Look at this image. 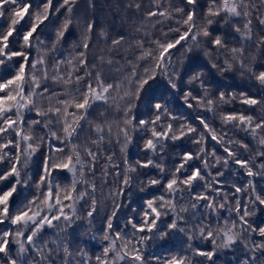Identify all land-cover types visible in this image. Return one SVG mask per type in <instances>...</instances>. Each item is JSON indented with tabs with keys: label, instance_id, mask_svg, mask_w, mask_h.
Listing matches in <instances>:
<instances>
[{
	"label": "snow or ice",
	"instance_id": "snow-or-ice-1",
	"mask_svg": "<svg viewBox=\"0 0 264 264\" xmlns=\"http://www.w3.org/2000/svg\"><path fill=\"white\" fill-rule=\"evenodd\" d=\"M52 3L53 0H43V2L41 0H0V23L6 21L8 24L7 28L0 27V66L5 65L14 57L22 58L19 68L10 78H0V141H6L0 143V165H5L4 168H0V172H2L0 181L6 180L8 177L14 178L11 187L0 194V223L8 221L11 225L16 226L14 235L15 242L19 245V252L26 253L31 249L38 256L37 264H55L57 259L59 264H75L74 254L60 239L58 232L54 233L55 239L51 241L44 240L42 233L45 228L63 231L64 228L79 220L81 217L78 215L77 206L82 201L89 209L87 217L92 218L98 209L97 197H101V203L105 198L103 187L109 167L113 169V182L117 184V190L110 189L107 194V198L113 200L114 204L111 215L106 218L104 240L107 241V246L103 248L101 255L95 257L94 261L87 258V264H145V257L137 245L153 238L163 241L173 232H181L186 235L198 233L201 239L209 240L213 246L211 251L195 249L194 254L205 257L212 264H214L212 258L216 253L220 249L230 248L242 233L258 232L259 236L264 239V226L253 228L249 224L247 205L244 206L243 214H240L241 206L238 197L242 192L253 193L254 184L250 180L244 188L233 185L232 195L235 198L236 207L232 209L227 203L228 193L221 190L219 179L224 175L221 169L227 168L229 161L238 165L241 170H245L250 178L255 175H264V151L258 150L255 156L249 154L247 159L239 158L237 151H233L231 147L235 143L239 149L241 147L239 142H234L230 137H227L226 133H221L218 137L216 130L210 128L209 124L199 116L196 119L204 129L203 132H197L196 128L186 124H180L176 130H173L172 122L177 118L168 111L166 105L161 103H156L153 106L157 113L154 119L136 120V124L133 125L136 118L131 113L135 102L139 100L144 86L150 80L155 79L157 71L160 75L167 77L171 89H177V84L173 82L179 79L177 64L182 66L184 61L181 59L174 62L172 59L173 50L179 45L183 48L184 53H189L193 46L200 47L202 38L210 36L207 28L200 26L194 19V16L197 15L194 11L197 0H184V4L190 9L186 14L183 8L169 10L170 5L166 7L161 0H155V8L162 10L150 11L147 16L158 17L156 23L161 22L159 18L174 20V16L180 14L184 18L175 21L178 27H170L168 32L161 30L160 39H151L150 33L144 32L143 35L148 38V46H145L143 40H136L131 44L130 47L135 48L139 55L132 53V59L125 56V61L119 70V78L107 83L105 82L106 78L102 76L103 65L105 63L108 65L120 64V61L110 58L105 60L101 56L98 61L100 67L97 66V63L89 61V35L87 34L92 32L93 23L91 22L87 23V34L81 39L80 47L83 51L75 57L64 59L57 57L51 67L44 59L46 54L33 56L31 60L29 59L28 50L44 44V41L40 39V32L43 31L41 26L45 24V21H49L50 14L54 15L61 9H66V18L55 34L57 42L64 37L69 25L73 23V6L76 4V0H62V3L54 11ZM136 8L139 9L140 5L137 4ZM262 10H264V0H210L205 15L209 17L207 20L209 25L214 22L215 18L221 16L226 23L236 18L244 19L246 23H244L243 30L240 27L234 28L239 34L241 43H244L252 38V19L254 17L261 25H264V11ZM182 28L183 31H181ZM173 33L177 38L168 39ZM10 38L13 41H22L20 44L22 50L13 51L10 47ZM162 40L163 42H161ZM122 43H127L124 36L114 39L112 48L117 49ZM210 43L216 48L217 53L222 50L225 53H230L231 60L239 62L241 68L244 67L243 61L239 59L243 55V48L228 49L221 36H215L210 40ZM259 43L264 44V38H261ZM53 50H55V44ZM124 51L128 53L129 49L126 48ZM205 56L210 57L211 53L205 51ZM142 63L146 65L143 68H141ZM212 67L216 68L217 66L213 64ZM81 69H83V74H78ZM217 70L231 71L232 63L225 57L223 68ZM249 71L252 72L256 80L264 85V71L258 73L251 69ZM202 75V73L193 75L187 83L191 84L193 81L200 80ZM50 84L54 87H61L63 91H49ZM199 87L204 92V95L199 98L193 96L191 91L184 93L186 106L192 107V103H188L191 98L197 108L213 112L215 101L209 98L208 89L205 88L203 80H200ZM235 98L236 94H230L226 99L223 92H220L217 97L222 104ZM240 98L243 104L249 106L264 103V100L247 97L243 93L240 94ZM45 103L47 107L41 110ZM94 105L113 108L117 112L122 111L125 117L122 121L124 127H120V122H114V124L106 122L103 126L96 125V140L88 141L83 145L73 143L74 140H79L80 121L83 120L85 123L91 124L87 117L89 110ZM26 111L35 112L41 118L27 122V129L23 120ZM165 120L169 122L164 123ZM221 120L224 124L230 123L233 127H242L257 141L260 147L264 148V135L260 134L264 133V115L260 116L259 122L252 116L243 114L222 115ZM37 125L46 130L45 134L33 137L28 130ZM113 126L116 128L115 134L112 131ZM130 127L133 131L137 129L143 132L150 131L152 138L147 139L144 145L148 151L155 152L159 145L163 152L165 141L175 142L188 136L198 146L196 154L184 153L180 157L181 163L167 173L163 166L155 164L151 159L143 164L137 162L136 166L128 165L125 161V168L120 171L118 170L119 165L112 163L114 154H104L102 145L105 143L110 145L115 140L120 146L121 152H124L132 141L129 134ZM157 128L161 130L157 131ZM105 136L108 137L107 141H105ZM121 137H123V142H121ZM209 139L221 146L225 153L224 158L216 154L215 148L209 149L205 146ZM41 145L47 146L50 155L45 158L41 174L35 185L38 190L37 195L29 200L18 213L10 214V198L14 193H17L18 186L25 188L31 180V176L26 170L29 161ZM242 147L247 151L248 145L245 144ZM100 158H103L106 164L102 169V176L99 178L101 183L98 188L96 165ZM256 158L262 161L258 165ZM192 161H199L200 166L190 164ZM186 165L192 170L188 171ZM149 166L159 169L161 179L152 178L142 183H145L146 186L163 183L165 193L171 198L165 199V196L161 195L147 200L142 214L139 215V222L134 218H129L117 231L113 227V219L121 205L116 201L123 196L124 189L131 186L132 173L136 171V167L147 168ZM253 166L257 168L256 172H253ZM213 168L216 169L215 175H212ZM60 171L71 174L70 187H61L59 183L54 182L53 172ZM182 173H186V178H180ZM165 175L170 178L165 180ZM196 183H202L204 190L193 192L192 189ZM77 186H79V190ZM209 190L213 195L207 194ZM185 192L188 193V202L191 205L193 216L196 215L201 202H203L204 215L196 221L186 219L185 214L189 212V208L180 206L179 211L177 210V201L184 199ZM217 197H222L226 203H218ZM249 200L252 203L258 202L264 205V199H261L259 195L249 194ZM226 206L229 211L236 213V220L230 218L221 220L219 210ZM213 213L216 214L214 216L215 227L209 219ZM181 224H191V227H181ZM129 228L132 229L131 233L127 231ZM25 230L28 232L27 235H25ZM144 233L146 235H139V239H135L138 234ZM11 235L13 234L9 232L0 234V253L4 254L7 264H17L19 256L17 259H11L8 255L7 237ZM129 235L133 239H129ZM217 240L220 242L217 243ZM129 245L133 249L131 252L128 251ZM253 250L264 253V243H253ZM85 258L86 253L82 251L80 254L82 264H84ZM25 264H27L26 261ZM148 264H193V262L183 256H171L165 257L163 260L160 257H154L149 260Z\"/></svg>",
	"mask_w": 264,
	"mask_h": 264
},
{
	"label": "trees",
	"instance_id": "trees-1",
	"mask_svg": "<svg viewBox=\"0 0 264 264\" xmlns=\"http://www.w3.org/2000/svg\"><path fill=\"white\" fill-rule=\"evenodd\" d=\"M43 2V0H41ZM165 3V6L170 5V9L183 8L186 14L190 9L184 4V0H161ZM210 0H197L194 11L197 15L194 19L197 23L206 27L210 33L209 37L202 38L200 40V47L193 49L189 53H184L183 48L179 45L173 50L172 59L174 62L178 60H183L184 63L181 66L177 64V70L179 79L173 82L177 84V89H171L167 77L162 76L157 71V75L154 80H150L144 89L140 93V98L135 102V107L131 115L135 116L133 125L136 124V120L144 119L151 120L154 119L157 114L154 109V104L161 103L166 105L168 111L175 116L177 119L173 121V130H176L180 124L190 125L197 129V132H203L201 125L198 123L196 117H200L205 122L209 124L210 128L216 130V134L219 137L221 133H226L227 137H230L234 142H239L241 147L237 149L234 143L231 147L233 151H237L239 158L247 159L248 155L251 154L255 156L257 151H264V148L260 147L255 139H253L247 131L242 127H233L232 124H224L221 120L222 115L230 114H243L246 116H252L257 122L261 115H264V103L249 106L241 102L240 94L243 93L247 97H251L257 100H264V85H262L255 77L252 72L256 73L264 71V44L259 43L261 38H264V25H261L258 20L254 17L252 19V38L249 41L241 43L239 34L234 30L235 27H240L243 30L244 23L246 21L242 18L232 19L229 22H225L223 16L215 18L214 22L209 25L207 20L209 17L205 15L208 9V4ZM62 0H53L52 9L53 11L59 7ZM139 4L140 8L137 9L136 5ZM162 9L155 8V0H76V4L73 6L72 19L73 23L69 25L68 30L65 32L64 37L60 41H56V31L61 27L62 22L66 18V9H61L57 14H50L49 21H45V24L41 27L43 31L40 32V39L44 41L43 45L38 46V48H32L28 50L29 59L31 60L33 56L44 55V59L48 62L49 67L54 63L55 59L59 57L73 58L79 52L83 51L80 47L81 39L86 33L87 23H93L92 32L89 35L88 40V58L91 63L98 64L99 58L103 56L105 60L112 59L114 61H120V64L113 63L108 65L105 63L103 65L102 76L106 78L107 82H113L119 78L120 67L125 61V56L128 59H132V53L139 55V52L135 48L130 47L136 40H143L145 46H148V38H146L143 33H150L151 39H160L161 30L163 32H168L169 28H176L178 25L175 23L176 20H181L182 14L175 15L174 20H163L160 23H156L158 17H148L147 14L150 11H160ZM264 11V10H262ZM154 25V26H153ZM7 22L0 23V27L7 28ZM184 29L182 28L181 31ZM124 36L127 43H122L117 49L112 48V41ZM215 36H221L227 45L228 49L231 48H243V55L239 57L244 63V67L241 68L239 62L231 60V54L225 53L223 50L217 53L216 48L210 43V40ZM176 34H171L168 39L174 40ZM163 42V40L161 41ZM22 41H13L10 38V47L13 51L22 50L20 44ZM183 43V42H182ZM55 44V50H53V45ZM129 49L128 53H125L124 49ZM111 49V51H109ZM205 51L211 53V56H205ZM183 54V55H182ZM227 57L229 62L232 63L231 71H218L217 69L223 68V59ZM22 62V58L14 57L11 61H8L5 65L0 66V78L8 77L14 74L15 70L19 68V64ZM75 62V61H74ZM215 64L217 67L213 68L212 65ZM145 64H141V68L145 67ZM28 69L26 67V73ZM63 71V69H62ZM202 73L200 80H203L205 88L208 89L209 98L215 101V107L213 112H208L203 108H197L196 104L189 99L188 103H192V107L189 108L184 102V93L191 91L193 96L201 97L204 95L203 90L200 89V80L193 81L191 84L187 82L189 79L197 74ZM78 74H83V69ZM95 75V72H93ZM49 91L61 92L63 89L61 87H54L49 85ZM220 92L225 93V98L228 99L230 94H236L235 99H231L228 103H220L217 99ZM63 98V97H62ZM46 103L42 105L41 110L46 108ZM15 119V117H13ZM41 119L35 112H25L23 115V120L25 121V128L27 129V122ZM87 119L91 121V124L85 123L83 120L80 121L81 129L78 130L79 140H74L73 143H79L81 145L87 143L91 140H96L97 136L95 133L96 125H105L106 122L114 124V122H120V127L123 128L124 125L122 121L125 119L123 112H117L113 108H108L105 106L94 105L92 109L89 110ZM169 121L165 120L164 123ZM56 130V129H53ZM157 128V131H160ZM186 130V129H185ZM33 137L43 136L45 134V129L40 126H36L31 130H28ZM115 134L116 128L113 126L112 129ZM59 134V133H58ZM129 134L132 137L131 143L128 145L124 152H121L120 146L113 140L109 145L105 143L102 145V150L106 155H113L114 158L112 163L118 164L120 171L125 168V161L128 165L136 166L137 162L143 164L147 163L149 159L153 160L155 164L163 166L166 173L169 170H174V166L181 163L180 157L187 152H191L193 155L196 154L197 145L193 143L192 138L188 136L182 137L181 139L173 141H165L164 149L161 152L160 146H157L155 152L148 151L145 149L144 145L147 139H151V133L143 132L139 129L133 131L129 128ZM179 134V133H177ZM264 135V133H260ZM225 137V138H227ZM123 142V137L120 138ZM108 137L105 136V141ZM6 141H0L4 143ZM248 145L247 151L242 147V145ZM59 146V145H57ZM91 146V145H88ZM206 147L209 149L215 148L216 154L224 158L225 153L222 151L220 145L214 143L210 139L206 141ZM95 151V149H93ZM7 151V150H5ZM67 152V149H65ZM50 155V152L46 145H41L39 150L32 156L29 161L27 172L31 176V180L25 188L17 187V193H14L9 201V213L16 214L18 211L28 203L33 197L37 195L36 182L38 181V176L41 174V168L46 157ZM83 156V153H81ZM262 161L256 158V164L258 165ZM211 163V161H210ZM106 161L100 158L96 165V183L99 188L102 176V169L104 168ZM190 164H194L199 167V161H192ZM5 165H0V168H4ZM188 171H191V167L186 165ZM224 173L220 179V188L223 192L228 193V204H230L232 209H235V198L232 193L234 191L233 185L244 188L245 185L249 184L251 180L254 184V192L247 193L242 192L239 195L241 213L243 214L244 206L247 205V210L249 212L248 221L253 228H259L264 226V205L258 202L252 203L249 200V194L259 195L261 199H264V175H255L253 177H248L245 170H241L238 165L233 164L229 161L228 167L221 169ZM257 168L253 166V172H256ZM216 169H212V175H215ZM2 174V172H0ZM22 172V177H23ZM55 177L54 182L59 183L61 187L71 186V174L66 171L53 172ZM161 179L159 175V169L156 167L149 166L147 168L136 167V171L132 173V183L130 187L124 189L123 196L119 197L116 201L121 205L117 211L116 217L113 219V227L119 231L125 222L129 218H134L139 222V215L145 207V202L154 197L161 195L165 196V199H170L165 191L164 184H158L154 186H146L145 183L149 179ZM165 175V180L168 179ZM181 179L186 178V173L180 175ZM92 179V177H89ZM114 175L113 169L109 167L107 169V176L104 180L103 191L105 193V198H103L102 203L101 197H97L98 209L97 212L93 214L92 218L87 217V211L89 210L87 205L82 201L80 205L77 206L78 215L81 217L76 220L71 226L64 228L63 231L60 229H49L45 228L42 233V237L46 241H51L55 239L54 233L58 232L59 237L63 240L69 248V251L75 256V264H82L80 259V254L83 251L86 253V258L84 264H87V258H91L92 261L95 257L101 255L104 247L107 246V241L104 240V235L106 231V218L111 215L113 211V200L107 198L109 190H117V184L113 182ZM14 182L13 177H8L6 180L0 181V194L3 191L8 190L12 183ZM78 190H79V186ZM215 187V185H214ZM141 189H144L143 191ZM202 183H196L193 192L203 191ZM46 191V189H43ZM208 195H213L211 190L208 191ZM218 203H226L222 197H217ZM179 211L180 206L189 208V212L186 215V219L191 221H196L203 217L204 209L203 202L197 211L196 215H192L191 205L188 202V193H184V199L178 200ZM213 213L211 222L213 227H215V219ZM219 215L221 220L225 218H230L231 220H236L237 216L234 211H229L226 206L224 209L219 210ZM56 223L55 221L53 222ZM181 227L190 228L191 224L184 225ZM16 231V226L11 225L8 221L0 223V234L4 232L12 233L13 235L7 237L8 239V255L11 259H17V264H37L38 256L31 249L26 253L19 252V245L15 242L16 237L14 235ZM131 233L132 229H127ZM28 232L25 230V235ZM138 234L135 239H139ZM129 239H133L130 235ZM220 241L217 240V243ZM253 243L260 244L264 243L258 232H245L237 238V242L234 243L230 248L220 249L216 255L212 258L214 264H264V253L259 250H253ZM51 247V244H49ZM138 248L142 250V254L145 257V264H148L149 260L154 257H160L162 260L165 257L171 256H183L188 258L193 262V264H212L211 261L206 260L205 257L197 256L194 254L195 249L201 251H211L213 246L211 242L207 239H201L199 234L186 235L181 232L170 233L163 241L158 238H153L151 240L144 241L143 244L137 245ZM128 251H133L131 245L128 247ZM0 264H7V260L3 253H0ZM59 264V260L55 262Z\"/></svg>",
	"mask_w": 264,
	"mask_h": 264
}]
</instances>
